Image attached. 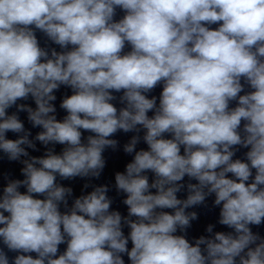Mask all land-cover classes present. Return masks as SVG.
<instances>
[{"label": "clouds", "instance_id": "9594fccd", "mask_svg": "<svg viewBox=\"0 0 264 264\" xmlns=\"http://www.w3.org/2000/svg\"><path fill=\"white\" fill-rule=\"evenodd\" d=\"M121 131L135 133L114 176L127 215L107 184L69 207L58 181L99 179ZM0 154L23 165V179L4 173L0 264H264V0H0ZM210 197L231 231L190 242V209Z\"/></svg>", "mask_w": 264, "mask_h": 264}]
</instances>
